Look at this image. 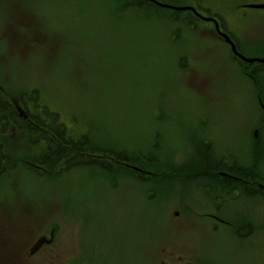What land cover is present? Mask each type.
Masks as SVG:
<instances>
[{"label": "rangeland", "instance_id": "rangeland-1", "mask_svg": "<svg viewBox=\"0 0 264 264\" xmlns=\"http://www.w3.org/2000/svg\"><path fill=\"white\" fill-rule=\"evenodd\" d=\"M165 1L199 7L241 54L264 57V10L247 7L264 0ZM129 2L140 4L0 0V96L37 89L70 133L113 152L81 156L110 167L48 169L27 133L3 146L0 264L8 251L21 256L11 264H264V198L241 190L213 205L214 188L188 165L206 157L204 139L207 155L264 185V74L250 75L197 16ZM132 166L163 175L140 180Z\"/></svg>", "mask_w": 264, "mask_h": 264}, {"label": "flooded vegetation", "instance_id": "flooded-vegetation-1", "mask_svg": "<svg viewBox=\"0 0 264 264\" xmlns=\"http://www.w3.org/2000/svg\"><path fill=\"white\" fill-rule=\"evenodd\" d=\"M144 1V0H143ZM149 2V0H145ZM199 13L202 16H205L207 12L203 11L199 7L197 8ZM222 31V30H221ZM222 40V39H221ZM223 41V40H222ZM225 41V40H224ZM226 43V42H225ZM227 46L231 48V45L229 43H226ZM232 52V51H231ZM233 55V53H232ZM233 58L238 60L236 56L233 55ZM246 69L250 73V75L255 73V70L257 67L255 66H246ZM28 107V103H26ZM25 105L20 100L17 101L14 98H11L10 102L8 99L3 98L0 96V163H7L8 157L2 153V147L6 142H10L14 137L17 135H23L27 133L26 138L24 137L26 142H30L32 144H40L41 149L44 148L46 140L44 139V126L43 122L38 123V128L33 127V125H29L27 119L29 116H27V111H25ZM32 121L33 118H30ZM16 128L20 129L21 132L17 133ZM28 128L31 130V133L28 135ZM258 131V129H256ZM60 138L53 132V143L56 145H60L59 143ZM199 151L204 147V150L208 154V144L207 141L204 139L201 141V143L198 144ZM199 151H198V158H199ZM74 152H76L74 150ZM203 150H201L202 154ZM122 154H119L121 157L120 160L123 162L127 158H129L128 154L125 151L121 152ZM204 157L201 155L200 160H196L194 164H188L196 171L200 178L204 179L206 181V185L210 188H214L215 192H213L212 200H215L212 204L216 205V200H232L236 197L238 192L242 190V193L246 194V196H250V198L253 197H260L264 198V185L262 183L257 182L258 176L256 174L257 171L252 168H249L248 166H238L237 164L232 163L231 161L227 160L226 158H223L222 156H219V154L212 152L211 155H207ZM139 155V154H138ZM140 156V155H139ZM137 157V154H133V157ZM8 158V159H7ZM11 161V160H10ZM194 162V161H191ZM150 165H154V163L151 161ZM129 167V166H128ZM132 168L135 170V172L138 174L137 178L142 180L140 175L144 174H151L152 176L157 175H163V173L160 174V172L152 171V170H144L140 167L138 169L137 167ZM155 170L160 171V167H156ZM239 190V191H238ZM247 226V225H246ZM248 227V226H247ZM249 228V227H248ZM4 242V241H3ZM2 242V243H3ZM32 245V244H31ZM29 244L28 247L22 251L23 258L26 260H29L34 255H29V248L31 247ZM28 248V249H27ZM40 250V249H39ZM38 250V251H39ZM37 251V252H38ZM12 253V254H11ZM18 252H10L8 251L6 254H4V259L8 260V263H12V259L17 258ZM21 257V256H20Z\"/></svg>", "mask_w": 264, "mask_h": 264}, {"label": "trees", "instance_id": "trees-1", "mask_svg": "<svg viewBox=\"0 0 264 264\" xmlns=\"http://www.w3.org/2000/svg\"><path fill=\"white\" fill-rule=\"evenodd\" d=\"M120 3L122 2L123 4H129V7H137V5L140 4V2H135V5L133 4V6L131 5V3L129 2L130 0H117ZM141 1V0H140ZM159 1V0H158ZM173 13H177L176 15H179L181 12H172ZM186 15V20L188 21H194L192 20V18H190L189 13L185 12ZM259 73H261L262 71H264V64L259 65V69H258ZM257 75H260V74ZM36 92V93H34ZM34 94H36V96H33ZM24 95H29L28 96V102L32 103L33 106H31V108L33 109L31 112V116H33V118H37L39 120H41L43 122V124H45L46 127H49L53 130V132H55V134L60 138L59 143L60 145H56L53 143V138H46L45 136V140L47 143H45L44 148L41 150V160L42 163L47 166L48 169H53L52 167H62L68 166L66 168H71L74 167L75 165H84V164H89V165H100V166H104V167H110L109 163L106 162H100L97 159H87L84 158V161L82 160L83 157L82 154H89L90 156H93L94 152H110L113 153L111 150L109 149H102L101 147H98L96 145H93L90 140L89 137H86L85 135H76L74 133H70L64 122H59V115L57 114V112H53L49 109L48 106H46L45 104H39V98H38V94L36 90H33V92L30 94V92L27 94L25 93ZM49 120V122H48ZM51 126V127H50ZM56 128V130H55ZM52 144V146H50V148H48L49 144ZM62 144V146H61ZM64 145V146H63ZM68 149H66V148ZM71 150H75L76 153L81 154L78 157H81L80 160L78 159L77 161H74L75 159H70V156H72L70 154ZM92 153V154H91ZM116 154V153H115ZM88 155V157H89ZM119 155V154H118ZM103 157V156H102ZM101 157V158H102ZM119 157H121L119 155ZM40 160V161H41ZM90 160V161H87ZM61 170V169H60ZM62 171V170H61Z\"/></svg>", "mask_w": 264, "mask_h": 264}, {"label": "water", "instance_id": "water-1", "mask_svg": "<svg viewBox=\"0 0 264 264\" xmlns=\"http://www.w3.org/2000/svg\"><path fill=\"white\" fill-rule=\"evenodd\" d=\"M252 7H256V8H264V5H252ZM248 62H252L254 60H258L261 62H264V59H246ZM44 241V238H40L36 244L34 245L32 251H34L42 242ZM46 242H50V240H46Z\"/></svg>", "mask_w": 264, "mask_h": 264}]
</instances>
